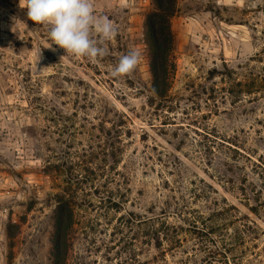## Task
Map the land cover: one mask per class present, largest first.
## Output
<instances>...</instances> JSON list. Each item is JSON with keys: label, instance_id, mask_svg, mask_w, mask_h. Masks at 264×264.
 I'll list each match as a JSON object with an SVG mask.
<instances>
[{"label": "rangeland", "instance_id": "obj_1", "mask_svg": "<svg viewBox=\"0 0 264 264\" xmlns=\"http://www.w3.org/2000/svg\"><path fill=\"white\" fill-rule=\"evenodd\" d=\"M93 2L117 28L95 63L0 0V264H53L61 199L64 264H264V0H176L163 96L152 1Z\"/></svg>", "mask_w": 264, "mask_h": 264}, {"label": "clouds", "instance_id": "obj_2", "mask_svg": "<svg viewBox=\"0 0 264 264\" xmlns=\"http://www.w3.org/2000/svg\"><path fill=\"white\" fill-rule=\"evenodd\" d=\"M26 16L36 25H46L51 40L49 49H62L64 54L88 58L95 63L107 55L108 42L117 35V28L105 15H98L93 0H20ZM17 19L12 30L15 32ZM142 53L130 50L121 56L111 76L119 78L131 74L141 62Z\"/></svg>", "mask_w": 264, "mask_h": 264}, {"label": "trees", "instance_id": "obj_3", "mask_svg": "<svg viewBox=\"0 0 264 264\" xmlns=\"http://www.w3.org/2000/svg\"><path fill=\"white\" fill-rule=\"evenodd\" d=\"M153 10L145 16L146 38L149 45L150 73L153 92L163 96L169 87L173 62L169 49L173 38L170 29V18L177 11L176 0H151ZM56 223L52 234L51 259L53 264H64L65 244L70 225L71 206L66 200L58 201Z\"/></svg>", "mask_w": 264, "mask_h": 264}]
</instances>
